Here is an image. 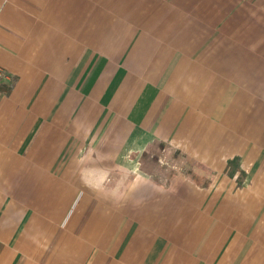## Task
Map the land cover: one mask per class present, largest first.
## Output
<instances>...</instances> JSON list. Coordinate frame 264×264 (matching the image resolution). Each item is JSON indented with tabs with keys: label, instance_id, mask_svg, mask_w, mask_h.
I'll return each mask as SVG.
<instances>
[{
	"label": "crops",
	"instance_id": "obj_1",
	"mask_svg": "<svg viewBox=\"0 0 264 264\" xmlns=\"http://www.w3.org/2000/svg\"><path fill=\"white\" fill-rule=\"evenodd\" d=\"M0 264H264V0H0Z\"/></svg>",
	"mask_w": 264,
	"mask_h": 264
},
{
	"label": "built area",
	"instance_id": "obj_2",
	"mask_svg": "<svg viewBox=\"0 0 264 264\" xmlns=\"http://www.w3.org/2000/svg\"><path fill=\"white\" fill-rule=\"evenodd\" d=\"M2 76L1 70H0V77Z\"/></svg>",
	"mask_w": 264,
	"mask_h": 264
}]
</instances>
